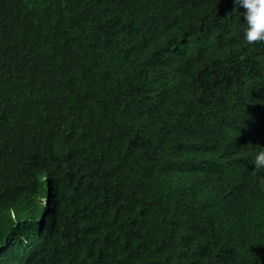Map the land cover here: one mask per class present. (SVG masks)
<instances>
[{
  "label": "trees",
  "instance_id": "16d2710c",
  "mask_svg": "<svg viewBox=\"0 0 264 264\" xmlns=\"http://www.w3.org/2000/svg\"><path fill=\"white\" fill-rule=\"evenodd\" d=\"M234 9L0 0V264H264V42Z\"/></svg>",
  "mask_w": 264,
  "mask_h": 264
},
{
  "label": "clouds",
  "instance_id": "9594fccd",
  "mask_svg": "<svg viewBox=\"0 0 264 264\" xmlns=\"http://www.w3.org/2000/svg\"><path fill=\"white\" fill-rule=\"evenodd\" d=\"M235 9L241 17L244 16V40L253 45L257 42H264V0H234ZM243 8V13L240 8ZM251 162L255 165V170H264V146L253 155ZM153 264H163L160 257H154Z\"/></svg>",
  "mask_w": 264,
  "mask_h": 264
}]
</instances>
